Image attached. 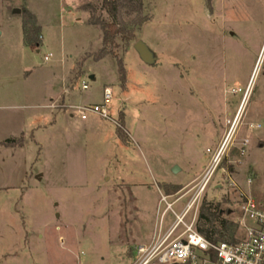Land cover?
Listing matches in <instances>:
<instances>
[{
  "label": "rangeland",
  "instance_id": "obj_1",
  "mask_svg": "<svg viewBox=\"0 0 264 264\" xmlns=\"http://www.w3.org/2000/svg\"><path fill=\"white\" fill-rule=\"evenodd\" d=\"M141 1L124 18L134 39L117 40L121 87L113 58L92 59L100 0H0V141L22 132L20 146L0 143V264H132L159 193L196 184L234 121L201 205L233 221L245 197L264 211V0ZM23 9L37 49L23 45ZM141 40L151 66L133 49ZM64 84L70 102L50 110ZM85 106L110 119L81 120Z\"/></svg>",
  "mask_w": 264,
  "mask_h": 264
},
{
  "label": "built area",
  "instance_id": "obj_2",
  "mask_svg": "<svg viewBox=\"0 0 264 264\" xmlns=\"http://www.w3.org/2000/svg\"><path fill=\"white\" fill-rule=\"evenodd\" d=\"M51 55L45 56L47 62ZM82 83V90L87 89ZM112 99L110 89L103 90V100L107 104ZM54 108V106H50ZM75 109V108H74ZM81 120L88 113L102 119H110L105 106L79 107ZM232 123L226 138L212 154L210 165L193 186H187L175 195L159 193L156 208L158 222L147 245L135 247V258L132 264H264V211L249 197H245L235 220L237 232L233 242L209 241L196 227L198 210L204 193L223 151L233 132ZM179 210L176 211V208ZM171 215L172 220L165 224V218Z\"/></svg>",
  "mask_w": 264,
  "mask_h": 264
},
{
  "label": "trees",
  "instance_id": "obj_3",
  "mask_svg": "<svg viewBox=\"0 0 264 264\" xmlns=\"http://www.w3.org/2000/svg\"><path fill=\"white\" fill-rule=\"evenodd\" d=\"M100 8L107 16V19H97L90 25L98 26L101 31V46L92 56L94 61H99L110 56L116 62L118 82L121 87L125 84V69L122 60L117 56L115 49L118 48L117 40L130 41L134 39V32L130 30L124 22V18L139 16L143 5L141 0H100ZM22 33L26 47L37 49L40 43L35 37L40 32V28L35 23V17L27 10L22 11ZM138 19V18H137ZM144 20H136L135 24L141 25ZM122 121V119L120 120ZM122 126L119 122L116 125V133L121 136ZM4 146H20L22 139L5 140ZM165 187V186H164ZM175 187L174 190H178ZM197 230L209 241L233 242L237 232L235 221L224 217L218 205L203 202L200 208Z\"/></svg>",
  "mask_w": 264,
  "mask_h": 264
},
{
  "label": "crops",
  "instance_id": "obj_4",
  "mask_svg": "<svg viewBox=\"0 0 264 264\" xmlns=\"http://www.w3.org/2000/svg\"><path fill=\"white\" fill-rule=\"evenodd\" d=\"M23 34V33H22ZM41 40H42V37H41ZM142 41V40H141ZM143 42V41H142ZM144 43V42H143ZM145 44V43H144ZM23 45H24V39H23ZM146 45V44H145ZM147 46V45H146ZM148 47V46H147ZM27 48V47H26ZM31 49V48H30ZM126 75V74H125ZM91 78H93V77H91ZM71 83V82H70ZM126 84H127V78H126ZM71 85V84H70ZM64 87V89H63V91L60 93V94H58L54 99H49V104H48V108L50 109V110H54V111H59V110H63L66 106H65V103H66V101H68V102H70L69 101V95L71 94L70 93V90L71 89H68V86H69V84L67 85V84H64L63 85ZM121 95V94H120ZM119 95V97H120V99H119V103L120 102H126L127 101V99L125 98V97H122V96H120ZM66 99V100H65ZM54 106V108H50V106ZM120 105H122V104H120ZM35 107H37V106H35ZM118 107H120V106H118ZM71 108H68V110H70ZM74 109V108H73ZM72 116V115H71ZM11 125H12V122H11ZM15 126H16V124L13 126L14 128H15ZM39 127H41V126H39ZM12 128V127H11ZM13 128V129H14ZM8 139H11V140H18V139H22V132L20 131V128L18 127V128H16V129H14V131H13V133H11V135L9 136V138ZM8 139H6V140H8ZM5 140H2V141H0V143L1 142H4ZM35 142V141H34ZM36 143V142H35ZM176 163H174V164H172L171 165V168L175 165ZM205 170V168H202V170H201V174L203 173V171ZM200 174V175H201ZM155 226H156V222L153 224V227H152V229H151V233L149 232L148 233V235H145V237L143 238V239H141V241L139 242V243H137L136 244V246L137 245H147L148 243H149V241H150V238H151V235H152V232H153V230H154V228H155Z\"/></svg>",
  "mask_w": 264,
  "mask_h": 264
},
{
  "label": "water",
  "instance_id": "obj_5",
  "mask_svg": "<svg viewBox=\"0 0 264 264\" xmlns=\"http://www.w3.org/2000/svg\"><path fill=\"white\" fill-rule=\"evenodd\" d=\"M14 14H20V10L19 9H15L13 11ZM133 49L135 50V52L138 54L140 60L146 64V65H153L155 62L154 59V55L152 53L151 50H149V48L142 42V41H137L134 45H133ZM93 79V78H91ZM179 171V168L177 166H174L171 170V172L173 174H176Z\"/></svg>",
  "mask_w": 264,
  "mask_h": 264
},
{
  "label": "bare ground",
  "instance_id": "obj_6",
  "mask_svg": "<svg viewBox=\"0 0 264 264\" xmlns=\"http://www.w3.org/2000/svg\"><path fill=\"white\" fill-rule=\"evenodd\" d=\"M247 97V96H246ZM238 120V119H237ZM237 122V121H236ZM234 125H235V123H234ZM233 129H234V126H233Z\"/></svg>",
  "mask_w": 264,
  "mask_h": 264
}]
</instances>
